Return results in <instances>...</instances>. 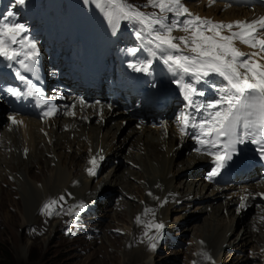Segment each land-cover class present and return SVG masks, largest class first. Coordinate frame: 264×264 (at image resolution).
<instances>
[{
	"label": "bare ground",
	"instance_id": "bare-ground-1",
	"mask_svg": "<svg viewBox=\"0 0 264 264\" xmlns=\"http://www.w3.org/2000/svg\"><path fill=\"white\" fill-rule=\"evenodd\" d=\"M81 1L79 2V7L83 6ZM200 1L198 3L199 7L195 9L190 8L189 11L200 17L210 18L213 21H250L258 18V12L250 13L245 10H238L236 12L230 5H211L209 0ZM229 1L233 2V6L247 4V0ZM220 8L227 9L221 14H217ZM237 46L245 53L253 51L243 44L238 43ZM49 57L50 63L48 66H50V69L61 70L66 67L60 57L55 58L52 54ZM53 59L55 60L51 62ZM69 68L70 66L66 67L65 70H69ZM56 79L64 80V73H55L53 80ZM45 106H49V104ZM97 107L91 106L86 109L88 118L92 117L89 124L81 120L80 117L75 119H56L48 125L44 124L45 126L32 118H21L19 124H13L12 122L5 123L4 127H2L0 131V147H3V150L10 149V159L12 161L15 160V164H19V170L17 172L20 176L14 177L15 186L21 180L24 181L25 176L23 174L28 179L32 177L31 171L28 172V168L33 165V160L37 161L44 154L51 155L50 159L42 157L45 168L49 171L47 180L43 178L41 184L32 183L29 186L28 183H25L28 186L26 187L25 194L29 197V201L32 204L26 209L30 215L34 216V210L39 205V200H46L48 195L52 201L56 202L59 201L58 197H64L70 205L75 204L77 200L85 199V192L91 190L93 181L95 180L93 177L87 176L85 172L87 159L91 158L87 154L91 152V154H94L93 156L105 154L111 157L112 160H117L116 166L111 169L110 175L98 179L93 190L99 184L104 191L114 192L120 196L130 195L132 197L136 195V197H133L136 198V201L138 200V202H134L135 207L137 205L138 208L139 205L141 206L145 202L153 206L156 197L162 198L165 193L175 192L177 188L174 187L173 189L171 187L172 181L175 178V175L172 174L175 171L176 164H183L186 168L182 165L181 170L178 172L183 171L185 174H183L180 181V191L175 193L181 194L183 192L184 196L182 197L188 200L189 204L193 201L203 204L202 207L198 208V213L196 214L194 212L190 217L205 214L210 215L212 213L211 219L207 223H201V230L197 233L198 237L195 240V249L199 250L197 255L203 252L204 249H207L213 255L225 250L227 248L225 244L228 246L231 241L229 240L228 234L233 233L235 225H240L243 232L241 239L239 241L234 240L232 242L233 245H240L242 243L243 245L251 246L252 242L258 243L264 241V232H262L264 223H258L257 226L256 219L257 221L259 219L251 217L254 214V209L247 211L245 214H240L239 209L235 208L238 202L237 197H244V195L248 194L244 186L239 188H226L222 189V191L212 190L209 185L201 182L199 178L200 167L206 160L192 154L184 153L185 146L180 150L176 149L177 137L171 128L167 127L168 133L162 134L157 128L133 123L131 118L122 115L120 111H117L113 107L112 111L106 106H101L99 110H96ZM98 111L102 112V118L105 119L104 123L96 120V113ZM3 121L2 116H0V123ZM123 121L127 122L126 126H123ZM42 127L45 130V135L39 132V129ZM71 135H73L72 140L70 139ZM76 146L78 147V153L74 152L69 155L62 152L65 148L74 149ZM2 149L0 150V165L5 163L7 168L13 170L14 163L10 160H3L5 154H3L4 151L1 152ZM26 149L29 151L26 158L29 161L27 165L23 163L24 159L22 155V151ZM60 150L61 152H59ZM13 151L16 156H14ZM180 157L181 159L176 161ZM51 163H54V168L49 169ZM16 169L14 168V170ZM20 177L21 179H19ZM2 178L3 176L0 173V180ZM130 178L133 179L131 180ZM247 187L253 191L252 193H256V191L264 192V188L258 189L255 185H248ZM64 189H67L72 196L66 193L61 195ZM185 189L188 192H184ZM52 193L55 195H52ZM129 206H132L130 202ZM129 211L131 217L134 218L136 211H132L131 209ZM164 211L165 209L161 210V214ZM223 211L227 212L228 216L231 217L230 221L221 218L227 214L223 213ZM130 225L126 229L127 235L130 234ZM251 228L258 230L257 233L254 234L255 230L250 232ZM128 237L130 236L125 237L126 241ZM198 239L203 242V246L201 245L202 242ZM255 240L258 241L255 242ZM233 248L235 247L233 246ZM131 251V256H134V254L139 256L144 252V250L139 248L135 249V252L133 250ZM262 252L264 258V250ZM144 255H147V253ZM197 259L203 262L200 255ZM127 262L130 263L128 259ZM142 264H150V262L146 261V263Z\"/></svg>",
	"mask_w": 264,
	"mask_h": 264
},
{
	"label": "snow or ice",
	"instance_id": "snow-or-ice-1",
	"mask_svg": "<svg viewBox=\"0 0 264 264\" xmlns=\"http://www.w3.org/2000/svg\"><path fill=\"white\" fill-rule=\"evenodd\" d=\"M25 2L15 0L16 5ZM96 3L114 24L127 20L139 25L135 34L140 46L125 51L135 56L143 48L150 58L130 62L129 68L150 73L154 58L166 66L185 102L184 109L176 117L180 134L182 137L191 135L200 145L196 151H203L212 158L214 168L208 179L217 176L233 160L238 154L237 145L258 144L264 156V16L250 21H213L191 13L182 0H147L142 7L155 9L153 12H144L128 0H96ZM13 15L8 12L0 18V58L15 62L27 71L34 68L38 50L27 35V27L9 19ZM176 31L185 35L177 37L173 35ZM238 43L253 51H241ZM16 77L27 89L23 95L40 97V90L31 79L19 71ZM210 77L223 81L220 86L213 85L217 98L207 102L197 100V97H204L205 92L196 85ZM9 92L14 97L22 95L17 88ZM49 103L39 99L38 106ZM79 103L83 105L85 101ZM56 111L55 106H50L43 115L50 117ZM68 114L74 116L75 112ZM10 119L13 124L18 123L14 117ZM90 164L93 167L89 174L94 175L96 159ZM56 203L51 201L44 208L47 210ZM137 220L139 222V217ZM149 227L159 231L163 225L157 223ZM151 246L156 247L155 244Z\"/></svg>",
	"mask_w": 264,
	"mask_h": 264
},
{
	"label": "rangeland",
	"instance_id": "rangeland-1",
	"mask_svg": "<svg viewBox=\"0 0 264 264\" xmlns=\"http://www.w3.org/2000/svg\"><path fill=\"white\" fill-rule=\"evenodd\" d=\"M34 1L39 3L41 13L49 18L58 13H64V10H61V4L58 0ZM198 2L199 1H197V3ZM128 3L141 8L144 12L156 11L152 8L142 7L147 3V0H128ZM186 3L187 2L183 1V4L186 5ZM194 3H196V1H194ZM187 5L190 4L187 3ZM0 10V18L5 17L8 12H12L14 15L9 19L14 20L17 23H24L22 22L23 19L21 20V13L19 12L17 5H15V0L5 3L0 0ZM222 12L223 11L219 10L217 14H221ZM90 15H92V24L90 23V20L87 19ZM67 26H70L72 29L78 27L87 30L88 27H91L93 30L89 32H86L85 30L84 34H88V37L92 42V46H95L96 42L98 45L100 43L102 45L103 43L106 44V42L110 39H117L118 43L116 44V47L117 50L120 51L123 48V40L126 39H119L121 33H128L131 37L135 36V38L133 37L132 42H128V45L133 43L135 47L140 46L139 40L135 34L139 25L127 20H121L118 24H114L106 18L104 11L97 5L96 1L89 2L88 0H85V6H83L79 11L73 12L71 10L70 22L66 23L63 27L66 28ZM97 32L98 37L91 39L90 34L93 36L94 34L96 35ZM78 44L81 45L80 42ZM54 60L55 59L51 60V62ZM70 139H73V135L70 136ZM2 148L3 147H0V150ZM77 150L78 147L76 146L74 149L65 148L62 152L70 155L74 152L78 153ZM1 152L5 154L3 160L12 161L10 159V149H2ZM59 152H61V150ZM14 156H16L15 152ZM42 157L50 159L51 155L44 154L41 155L37 161L33 160V165L28 168V172L31 171L32 177H29V179L32 182L25 174H23L25 176L24 181L21 180L22 182H18L16 186L14 185V177L20 176L17 172L19 170V164H15V160L12 161L14 163V168H17L16 170H14V168L13 170L7 168L5 163L0 165V173L3 176L0 180V264H142L146 263V261L150 262V264H212L209 260L207 262L204 252L199 253L203 262L199 261V259H197L199 256L197 255L199 250L195 249V240L198 237L197 233L201 230V223H207L208 220L211 219L212 213L210 215L205 214L192 216V218L190 217V214L186 217H180L183 222L177 227V230L172 229L171 232L177 231L175 235L177 237L181 236V238L178 239L183 242V244L184 242L188 243V246L182 245L170 250L168 247H163L157 244V240L159 242V231L155 228H150L149 225L157 224L158 216L153 217L151 214H148L147 211L143 210L140 205L139 208L136 205V208L134 203L138 202V200L136 201V198H134L136 195H133L134 197H131L130 195L120 196L115 193L113 199L103 203L100 212L98 213V219L96 222V224H98L97 229L99 232L93 235L91 239H85L78 233L70 235V230L65 228V221L68 220L67 218L70 217L75 208L67 205L61 198H59V202L57 201L55 205H52L46 210L44 205L49 204L52 201L51 197L48 195L46 200H39V205H37L36 210H34V216L30 215L26 209L32 204L31 201H29V197L25 194L26 187L32 183L41 184L42 179L44 178L47 180L46 178L49 176V171L45 168V163ZM26 158L27 156L23 155V163L25 165L29 162ZM180 159L181 157L176 161ZM182 165L183 164L181 163L176 164V168L174 169L175 171L172 174L175 175V181L173 179L171 187L173 189L174 187L177 188L175 192L180 191V175L185 173L183 171L178 172L181 170ZM115 166L116 164H113L111 167L105 168L101 174V178H104L107 175L109 176L111 169ZM52 168H54V163L49 165V169ZM19 179H21V177ZM25 183H28V186H26ZM95 183L93 181L89 192L93 190ZM186 191L188 192L187 189H185L184 192ZM181 194L184 196L183 192H181ZM52 195L55 194L52 193ZM129 202L132 204L131 207L129 206ZM155 203L157 204V200L154 201V206L156 205ZM186 203L189 204V201L187 200ZM197 204L198 205L194 210H198L197 208H200L203 205L199 203ZM129 209L136 211L134 218L131 217ZM184 209H178L174 212L165 210L163 214L166 213L165 218H169L170 214L173 215L171 221L177 222V220H179V216H181L180 213ZM49 212L52 214L49 215ZM138 217L139 223L137 220ZM187 218L191 219L187 221ZM221 218L228 221L231 219V217L227 218L225 215ZM256 222L258 226L257 219ZM129 225L130 234L127 235L126 229ZM253 230L255 229L251 228L250 232ZM242 232L243 229L241 231L240 226H235L233 231L234 234H228L229 240H231V243L229 242V244H232L234 240H237L240 237L237 240L239 241L241 239ZM262 232H264V229ZM145 233H147V235ZM126 236H130L127 238V241L125 238ZM257 241L255 240V242ZM200 242L202 241L200 240ZM152 244L157 245L155 248H152ZM201 245L203 246V242ZM233 246L235 249L237 247L241 251L245 247H248L253 251L255 258H259V255L256 253H258L261 249L260 258L262 259V262H264L262 252L264 250V241L258 243L252 242L251 246L243 245L242 243H240V245ZM228 247L226 250L233 249L232 246ZM138 248L144 250V252H142L139 256L135 254L134 256H131V250L135 252V249ZM143 253H147V255H144ZM230 256L231 255L228 254L222 255L221 251L217 256V260L219 258V261L223 260L225 261V264H236L237 262L234 263L235 259L231 261V258H229ZM126 258L130 263L127 262ZM255 261L257 262V259Z\"/></svg>",
	"mask_w": 264,
	"mask_h": 264
},
{
	"label": "clouds",
	"instance_id": "clouds-1",
	"mask_svg": "<svg viewBox=\"0 0 264 264\" xmlns=\"http://www.w3.org/2000/svg\"><path fill=\"white\" fill-rule=\"evenodd\" d=\"M102 174V173H101ZM103 205V204H102ZM102 205L100 207H102ZM100 207H98V213L100 212ZM98 215V214H97Z\"/></svg>",
	"mask_w": 264,
	"mask_h": 264
}]
</instances>
